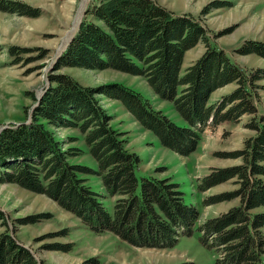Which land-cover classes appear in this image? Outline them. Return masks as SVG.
Wrapping results in <instances>:
<instances>
[{"label": "trees", "instance_id": "obj_1", "mask_svg": "<svg viewBox=\"0 0 264 264\" xmlns=\"http://www.w3.org/2000/svg\"><path fill=\"white\" fill-rule=\"evenodd\" d=\"M6 3L0 2V7L24 15L40 13L23 2ZM231 5L230 0H213L195 15L178 13L158 0H95L87 10L91 19L82 20L57 59L50 86L30 121L5 127L0 133V183H16L53 198L98 234L112 232L137 246L172 247L182 236L193 234L198 208L186 203L178 183L153 174L137 176L140 155L126 147L125 134L113 127V116L98 96L119 99L162 145L183 155L197 148L208 125L239 122L251 114L247 126L255 134L245 140L242 149L220 153L243 162L213 168L197 180L199 190L205 191L236 178L237 189L211 195L205 203L235 198L240 203L208 218L199 231L202 243L221 255L215 264H264V211H254L264 207V115L257 116L256 102L258 90L264 89L259 83L264 79V67L238 65L212 39L203 22L211 11ZM199 42L205 44V52L183 72L186 52ZM235 51L264 57V40L245 39ZM65 66L112 68L144 76L161 98L174 103L188 125H179L153 108L148 98L130 86L119 82L84 85L70 74L58 72ZM230 83H236V88L210 104L212 93ZM60 127L80 129L98 169L69 161L80 149L64 147L53 129ZM82 174L100 176L107 193L118 196L113 213ZM46 215L18 221L36 223ZM0 224L8 226L2 208ZM47 247L70 251L72 244ZM0 264L43 263L6 227L0 233Z\"/></svg>", "mask_w": 264, "mask_h": 264}, {"label": "rangeland", "instance_id": "obj_2", "mask_svg": "<svg viewBox=\"0 0 264 264\" xmlns=\"http://www.w3.org/2000/svg\"><path fill=\"white\" fill-rule=\"evenodd\" d=\"M23 2L39 15H24L0 7V128L29 122L39 98L50 86V74L65 50L66 40L78 30L80 21L87 17V10L95 0H0ZM178 13L198 15L213 0H158ZM231 6L215 9L203 22L212 39L238 65L245 69L264 67V57L256 54H239L235 48L245 39L264 40V0H230ZM85 4V5H84ZM84 5V6H83ZM79 13H82L79 14ZM76 29V30H75ZM218 34V37H215ZM69 35V36H68ZM69 42V41H68ZM185 55L183 72L199 57L203 42ZM198 43V44H199ZM66 44V45H63ZM197 44V45H198ZM200 46V45H199ZM58 72L68 73L88 86L119 82L141 92L156 110L162 111L179 125H188L174 103L156 93L144 76L133 75L117 69H88L65 66ZM264 84V79L259 82ZM230 83L216 89L209 103H217L236 88ZM257 116L264 115V89L258 90ZM100 103L113 116L111 124L123 132L126 147L140 155L137 168L139 178L153 174L158 178L178 183L184 192L186 203L195 205L199 217L193 234L182 236L172 247L132 245L112 232L98 234L82 222L73 212L62 207L56 200L25 189L16 183H0V208L7 213V224H0V233L6 227L17 240L29 247L43 264H215L220 254L204 245L199 226L208 218L228 211L240 203V198L207 205L206 199L215 194L235 190V179L213 186L205 191L198 188L197 180L213 168L241 164L242 158L222 157L220 153L242 149L245 140L255 131L247 126L254 115L246 114L241 121H226L213 127L208 125L201 133L197 148L188 155L162 145L159 137L146 128L126 106L115 98L98 96ZM65 148H79L80 154L69 158L98 169V162L89 152L85 135L79 128H53ZM2 132V131H1ZM87 183L103 195L102 201L110 212L118 196H110L100 176L82 174ZM254 211H264L260 207ZM47 214L36 223L20 224L18 219L31 215ZM264 230V229H263ZM72 244L70 251L54 250L47 245Z\"/></svg>", "mask_w": 264, "mask_h": 264}, {"label": "crops", "instance_id": "obj_3", "mask_svg": "<svg viewBox=\"0 0 264 264\" xmlns=\"http://www.w3.org/2000/svg\"><path fill=\"white\" fill-rule=\"evenodd\" d=\"M199 45H200V46H199ZM195 47H198V50H199V49H200L199 47H201V43H199V44L196 45ZM195 47H194V48H195ZM192 49H193V48H192ZM205 49H206L205 47L202 48V51H201V53L199 54V57L205 52ZM188 51H189V50H188ZM188 51L186 52V55H187ZM185 57H186V56H185ZM199 57H198V58H199ZM198 58H197V59H198ZM197 59H195V60H197ZM195 60H194V61H195ZM182 69H183V67H182ZM213 103H214V102H213Z\"/></svg>", "mask_w": 264, "mask_h": 264}, {"label": "water", "instance_id": "obj_4", "mask_svg": "<svg viewBox=\"0 0 264 264\" xmlns=\"http://www.w3.org/2000/svg\"><path fill=\"white\" fill-rule=\"evenodd\" d=\"M81 22H82V20L80 21V23H81ZM79 25H80V24H79ZM74 35H75V34H74ZM74 35H73V36H74ZM73 36L70 38L68 44L71 42ZM68 44L66 45V47L68 46ZM66 47H65V49H66ZM42 95H43V94H42ZM42 95H41V96H42ZM40 98H41V97H40ZM40 98H39V99H40ZM37 105H38V104H37ZM5 127H6V126H2V127L0 128V133H1V131H2Z\"/></svg>", "mask_w": 264, "mask_h": 264}, {"label": "bare ground", "instance_id": "obj_5", "mask_svg": "<svg viewBox=\"0 0 264 264\" xmlns=\"http://www.w3.org/2000/svg\"><path fill=\"white\" fill-rule=\"evenodd\" d=\"M85 5V4H84ZM83 5V6H84ZM79 14H81L82 15V13H79ZM76 30V29H75ZM69 36V35H68ZM70 39L68 38L67 40H66V44L68 43V41H69ZM66 44H63V45H66Z\"/></svg>", "mask_w": 264, "mask_h": 264}]
</instances>
